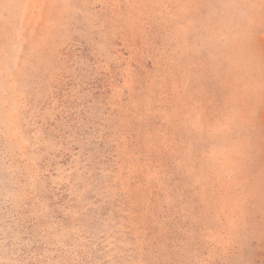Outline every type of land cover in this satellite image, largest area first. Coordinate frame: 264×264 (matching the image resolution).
Masks as SVG:
<instances>
[{"label":"rangeland","instance_id":"obj_1","mask_svg":"<svg viewBox=\"0 0 264 264\" xmlns=\"http://www.w3.org/2000/svg\"><path fill=\"white\" fill-rule=\"evenodd\" d=\"M0 264H264V0H0Z\"/></svg>","mask_w":264,"mask_h":264}]
</instances>
